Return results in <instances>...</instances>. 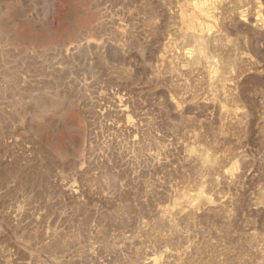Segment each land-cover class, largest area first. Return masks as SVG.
Returning a JSON list of instances; mask_svg holds the SVG:
<instances>
[{"label": "rangeland", "instance_id": "obj_1", "mask_svg": "<svg viewBox=\"0 0 264 264\" xmlns=\"http://www.w3.org/2000/svg\"><path fill=\"white\" fill-rule=\"evenodd\" d=\"M0 264H264V0H0Z\"/></svg>", "mask_w": 264, "mask_h": 264}]
</instances>
